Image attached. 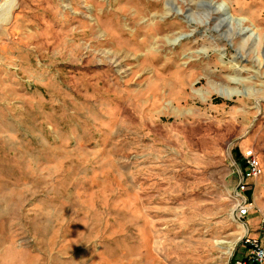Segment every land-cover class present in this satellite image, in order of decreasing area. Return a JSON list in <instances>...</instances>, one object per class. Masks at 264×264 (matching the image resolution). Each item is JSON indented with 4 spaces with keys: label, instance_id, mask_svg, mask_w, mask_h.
Returning <instances> with one entry per match:
<instances>
[{
    "label": "rangeland",
    "instance_id": "1",
    "mask_svg": "<svg viewBox=\"0 0 264 264\" xmlns=\"http://www.w3.org/2000/svg\"><path fill=\"white\" fill-rule=\"evenodd\" d=\"M8 4L0 264L243 257L250 225L264 234V0ZM249 151L260 173L237 221Z\"/></svg>",
    "mask_w": 264,
    "mask_h": 264
},
{
    "label": "built area",
    "instance_id": "2",
    "mask_svg": "<svg viewBox=\"0 0 264 264\" xmlns=\"http://www.w3.org/2000/svg\"><path fill=\"white\" fill-rule=\"evenodd\" d=\"M241 161L243 167L241 170L238 169L239 181L233 193L234 195H232L234 199L233 216L237 221L246 217L250 212L251 204L244 195L248 186L247 182L257 178L260 173V163L250 151L242 155ZM244 239V255L239 259H235L234 264H264V242L248 237Z\"/></svg>",
    "mask_w": 264,
    "mask_h": 264
},
{
    "label": "bare ground",
    "instance_id": "3",
    "mask_svg": "<svg viewBox=\"0 0 264 264\" xmlns=\"http://www.w3.org/2000/svg\"><path fill=\"white\" fill-rule=\"evenodd\" d=\"M9 4L8 5H4V6H2V7H0V18L1 17H3V15L7 12V10L9 9ZM211 7V8H210ZM222 7H223V4H220L219 6H217V7H212V6H209V8L211 9V12H213V13H215V14H219V15H222L223 16V18H221V19H219V21H218V24L219 25H217V27H216V29L218 28V27H221V25L222 26H229V24L228 23H230V20L229 19H226L224 16L226 15V10L223 8L222 9ZM228 22V23H227ZM244 22V20H241V21H239V23H238V26L240 25V24H242ZM241 33H245V32H243V31H239V34H241Z\"/></svg>",
    "mask_w": 264,
    "mask_h": 264
},
{
    "label": "crops",
    "instance_id": "4",
    "mask_svg": "<svg viewBox=\"0 0 264 264\" xmlns=\"http://www.w3.org/2000/svg\"><path fill=\"white\" fill-rule=\"evenodd\" d=\"M251 187V185H248ZM248 192H251V189L250 190H247L246 188V193ZM252 194V193H250ZM246 237L250 238V239H258L259 241L261 242H264V234H260V232L258 231L257 229V226H254V225H250L249 229H248V233H246ZM243 248L245 249V247L243 246ZM237 259V258H236Z\"/></svg>",
    "mask_w": 264,
    "mask_h": 264
},
{
    "label": "trees",
    "instance_id": "5",
    "mask_svg": "<svg viewBox=\"0 0 264 264\" xmlns=\"http://www.w3.org/2000/svg\"><path fill=\"white\" fill-rule=\"evenodd\" d=\"M243 167V166H242ZM247 194L250 195V192L247 191Z\"/></svg>",
    "mask_w": 264,
    "mask_h": 264
}]
</instances>
